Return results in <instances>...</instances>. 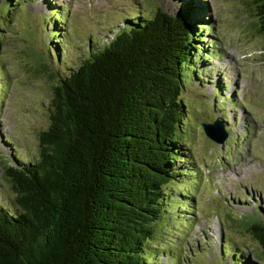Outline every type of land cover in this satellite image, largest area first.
Segmentation results:
<instances>
[{
    "label": "trees",
    "instance_id": "obj_1",
    "mask_svg": "<svg viewBox=\"0 0 264 264\" xmlns=\"http://www.w3.org/2000/svg\"><path fill=\"white\" fill-rule=\"evenodd\" d=\"M252 3L264 34V0ZM192 5L126 19L68 74L48 75L38 156L4 169L13 198L0 208V264L152 261L147 247L165 219L166 187L189 171L176 136L187 111L183 68L205 39ZM51 11L61 19V9ZM58 34L50 33L56 60ZM247 231L264 252V210Z\"/></svg>",
    "mask_w": 264,
    "mask_h": 264
},
{
    "label": "rangeland",
    "instance_id": "obj_2",
    "mask_svg": "<svg viewBox=\"0 0 264 264\" xmlns=\"http://www.w3.org/2000/svg\"><path fill=\"white\" fill-rule=\"evenodd\" d=\"M186 2L205 37L195 64L183 68L187 111L176 137L189 171L166 187L148 264H264L247 231L264 210V34L252 0H18L11 8L0 0V208L13 198L5 167L38 156L49 125L48 75L68 74L126 19L174 14ZM54 8L63 14L57 21ZM215 120L228 134L222 145L201 127Z\"/></svg>",
    "mask_w": 264,
    "mask_h": 264
},
{
    "label": "water",
    "instance_id": "obj_3",
    "mask_svg": "<svg viewBox=\"0 0 264 264\" xmlns=\"http://www.w3.org/2000/svg\"><path fill=\"white\" fill-rule=\"evenodd\" d=\"M201 127L205 136L215 144L222 145L228 137L223 125L218 120L211 124L203 123Z\"/></svg>",
    "mask_w": 264,
    "mask_h": 264
}]
</instances>
